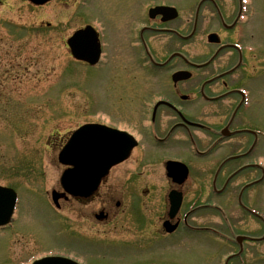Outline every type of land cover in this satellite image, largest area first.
Instances as JSON below:
<instances>
[{
    "label": "flooded vegetation",
    "instance_id": "obj_1",
    "mask_svg": "<svg viewBox=\"0 0 264 264\" xmlns=\"http://www.w3.org/2000/svg\"><path fill=\"white\" fill-rule=\"evenodd\" d=\"M99 1L72 0L74 16L80 15L85 23L77 31L90 28L93 50L100 52L97 65L81 64L90 70L107 66L125 72L123 59L129 55L133 67L144 75L132 81L126 78L140 92L137 115L108 116L106 122L90 124L129 133L139 145L127 161L109 172L95 194H59L58 213L71 210L82 223L71 237L82 244L142 248V234L137 240L111 235L126 237L129 227H147L146 211L151 209L154 243L170 245L180 235L188 242L217 247L218 264H264V122L260 121L264 120L260 61L264 59V16L260 5L255 0H102L110 11L108 24L95 11ZM176 1L187 9L180 11ZM160 7L177 12L152 13ZM175 14L176 19H168ZM160 41L163 46L158 47ZM193 44L201 49L200 59L193 58ZM179 73L190 78L175 81ZM116 88L122 89L125 99L128 86ZM68 138L60 142L61 149ZM169 162L185 166L186 174L176 178L179 182L169 178ZM60 168V174L68 170ZM152 169L166 188L126 194L123 184L132 178L146 180ZM57 191L63 193L60 183ZM172 195L182 199L174 218L170 216ZM206 216L217 221L199 222ZM167 225L177 228L169 233ZM55 256L86 264L82 254ZM31 258L30 264L42 257L32 262Z\"/></svg>",
    "mask_w": 264,
    "mask_h": 264
},
{
    "label": "rangeland",
    "instance_id": "obj_2",
    "mask_svg": "<svg viewBox=\"0 0 264 264\" xmlns=\"http://www.w3.org/2000/svg\"><path fill=\"white\" fill-rule=\"evenodd\" d=\"M103 1L96 3L95 11L110 24V11ZM176 3L180 11L187 9L186 4ZM255 3L264 16V0ZM84 25L80 15L74 16L72 0H55L44 7L26 0H0V186L15 190L19 196L13 228L0 232V264H30V256L56 253L82 254L86 264H218L217 247L204 241L188 242L185 236L177 235L170 245L152 242L151 209L146 211L147 227H129L126 237L111 235L137 240L138 233L142 234L144 246L136 249L75 241L71 235L82 223L71 210L57 214L52 208L51 193L60 181V142L89 121H103L108 116L120 119L140 110V92L126 78H140L144 71L133 67L129 55L123 59L125 72L107 66L90 70L72 58L67 40ZM161 42L158 47L163 46ZM192 51L193 58H201L198 45L193 44ZM260 61L264 65V59ZM121 85L128 86L125 99L122 89L116 88ZM260 121L264 122L263 117ZM164 187L166 183L153 172L146 180L132 178L122 188L131 194ZM215 221L206 216L199 222Z\"/></svg>",
    "mask_w": 264,
    "mask_h": 264
},
{
    "label": "water",
    "instance_id": "obj_3",
    "mask_svg": "<svg viewBox=\"0 0 264 264\" xmlns=\"http://www.w3.org/2000/svg\"><path fill=\"white\" fill-rule=\"evenodd\" d=\"M34 5L43 6L52 0H29ZM89 31L79 32L68 42L72 55L80 61L95 64L100 53H92ZM96 59V60H95ZM126 136V135H124ZM120 137L112 131H100L95 126H87L77 132L60 155V161L65 166L73 167L62 177V186L68 194L87 197L94 194L100 182L107 176L109 170L124 161L135 147L125 137ZM128 138H130L128 136ZM80 142L84 144L79 145ZM178 164H170L173 170ZM54 194V202L58 197ZM17 204V194L10 189L0 187V227L9 225L12 221ZM180 200L173 202L171 215L175 216L180 209ZM35 264H76L70 260L50 258Z\"/></svg>",
    "mask_w": 264,
    "mask_h": 264
}]
</instances>
